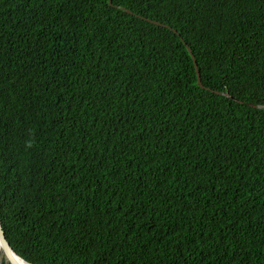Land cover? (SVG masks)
<instances>
[{
  "label": "trees",
  "instance_id": "16d2710c",
  "mask_svg": "<svg viewBox=\"0 0 264 264\" xmlns=\"http://www.w3.org/2000/svg\"><path fill=\"white\" fill-rule=\"evenodd\" d=\"M251 104L264 0H0L7 239L33 264H264Z\"/></svg>",
  "mask_w": 264,
  "mask_h": 264
},
{
  "label": "water",
  "instance_id": "95a60500",
  "mask_svg": "<svg viewBox=\"0 0 264 264\" xmlns=\"http://www.w3.org/2000/svg\"><path fill=\"white\" fill-rule=\"evenodd\" d=\"M110 3L113 4V0H110ZM127 12H130V13H133L130 9H126ZM142 18L150 21V22H153L155 24H158V25H163V26H167V27H170L169 25L167 24H164L160 21H157V20H153L151 18H148V17H144V16H141ZM172 28V27H171ZM175 32H177V30L173 29ZM187 48L190 52V54L192 55L194 61H195V64H196V67H197V72H198V79H199V85L202 86V87H205L202 83V79H201V75H200V71L198 69V64H197V60L195 58V55L193 53V50L192 48L187 45ZM207 88V87H206ZM210 89V88H208ZM212 90V89H211ZM213 92H217L219 94H222V95H226V96H229V93L227 92H222V91H216V90H212ZM240 102H243V101H240ZM252 106L254 107H258V108H264V104H251ZM0 249H2L4 255H5V258H6V261L9 263V264H20L17 260V258H20L23 262H25L26 264H33L29 261H27L26 259H24L22 256H20L15 250L14 248L12 247V245L10 244L9 240L7 239L6 237V233H5V230L3 228V224H2V220L0 218Z\"/></svg>",
  "mask_w": 264,
  "mask_h": 264
},
{
  "label": "rangeland",
  "instance_id": "374dc122",
  "mask_svg": "<svg viewBox=\"0 0 264 264\" xmlns=\"http://www.w3.org/2000/svg\"><path fill=\"white\" fill-rule=\"evenodd\" d=\"M4 259H6V258H5V255H4L3 251H2V252H1V255H0V264H2V261H3Z\"/></svg>",
  "mask_w": 264,
  "mask_h": 264
},
{
  "label": "bare ground",
  "instance_id": "6f19581e",
  "mask_svg": "<svg viewBox=\"0 0 264 264\" xmlns=\"http://www.w3.org/2000/svg\"><path fill=\"white\" fill-rule=\"evenodd\" d=\"M1 252H2V249H0V255H1ZM17 260H18V262H19L20 264H26V263L23 262L20 258H17Z\"/></svg>",
  "mask_w": 264,
  "mask_h": 264
}]
</instances>
